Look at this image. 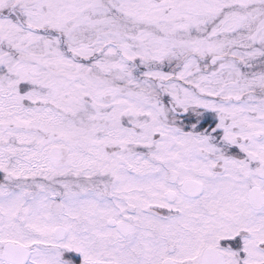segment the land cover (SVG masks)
I'll return each mask as SVG.
<instances>
[{
  "label": "snow or ice",
  "instance_id": "1",
  "mask_svg": "<svg viewBox=\"0 0 264 264\" xmlns=\"http://www.w3.org/2000/svg\"><path fill=\"white\" fill-rule=\"evenodd\" d=\"M0 264H264V0H0Z\"/></svg>",
  "mask_w": 264,
  "mask_h": 264
}]
</instances>
